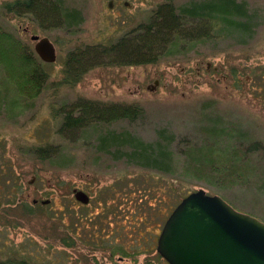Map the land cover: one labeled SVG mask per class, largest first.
<instances>
[{
	"label": "rangeland",
	"instance_id": "obj_1",
	"mask_svg": "<svg viewBox=\"0 0 264 264\" xmlns=\"http://www.w3.org/2000/svg\"><path fill=\"white\" fill-rule=\"evenodd\" d=\"M111 1L110 6L108 0H62L78 14L68 28L42 29L30 17L0 14L1 38L12 46L10 52H19H12L15 67L0 59V259L23 255L33 264H168L155 249L159 230L178 191L197 188L264 221L263 154L244 150L252 141L264 144V0H236L244 1L254 17L249 36L242 39L226 24H214L209 36L183 42L155 63L100 65L77 83H63L64 57L73 46L115 40L146 22L164 1L179 6L199 0ZM32 33L54 42V62L39 58ZM22 50L48 75L38 92L30 93L31 83L22 78L34 65H20ZM79 97L137 103L143 113L133 121L98 124L71 141L57 129L63 110ZM107 130H127L144 141L169 139L173 171L150 170L119 152L98 151L97 134ZM48 143L61 146L63 164L34 157L33 147ZM74 188L88 193V203L74 198ZM150 188L155 199H148ZM15 193L27 196L28 203L37 200L18 222L4 209L12 206ZM79 215L92 216L81 222L84 228L77 227ZM97 232L115 240L109 237L110 246L88 240Z\"/></svg>",
	"mask_w": 264,
	"mask_h": 264
},
{
	"label": "trees",
	"instance_id": "obj_2",
	"mask_svg": "<svg viewBox=\"0 0 264 264\" xmlns=\"http://www.w3.org/2000/svg\"><path fill=\"white\" fill-rule=\"evenodd\" d=\"M62 3V0H4L0 3V14L11 13L18 17H30L42 29L53 28L54 26L73 27L78 14L70 9H66ZM152 11L146 22H142L131 28V30L122 33L115 40L110 39V41L79 44L69 49L64 57L61 81L65 84L77 83L91 68L100 65L122 67L155 63L162 56L173 53L174 49L182 45L183 42L198 39V37L209 36L211 33L210 26H215L214 24H226V27L236 31L239 38L242 39L247 35L249 36L251 31L250 26L254 19L253 14L249 13L245 2H238L236 0H199L179 6H176L171 1H164L156 5ZM1 32V62L7 65L10 61L11 66L15 67L13 54L14 51L15 53L19 52L16 49L14 50V48L11 52L9 51L12 46L4 42L5 40L1 38L4 33ZM18 49L21 48L18 47ZM22 53L25 55L21 57L22 59L20 58V61H22L20 65L34 63V61H30L32 57L30 53L26 54L24 51ZM21 75L22 78H26L28 83H31L30 93L38 92L44 86L48 76L46 71H43L37 62L34 63L33 69L29 73L24 72ZM142 113V107L137 103L109 102L79 97V99L69 104L67 109L63 110L57 133L68 140L75 141L83 132L96 127L98 124L109 123L115 119L124 118L133 121L135 118L140 117ZM97 135L98 139L95 146L98 148V151L107 152L112 155H115V152H119V154L127 156L129 162L150 170L154 169L163 173L173 171V154L170 149L171 141L165 139L163 136H159L158 139L153 141H144L137 136L135 137L127 130L119 132L107 130L99 132ZM33 149L32 154L36 159H50L51 163L53 160H56L57 164H63L64 153L61 146L58 147L48 143L46 145H37ZM244 150H246L245 152L261 150L264 159V144L260 140L249 142ZM172 186L173 183L171 182L170 187ZM172 189L176 193V187L173 186ZM105 190L108 191L107 188ZM150 190L149 200L150 198H154L153 189H148L149 192ZM178 192L180 193L176 194L175 198L177 199L175 202L180 201L183 195L191 191ZM25 197L23 199L22 195L17 193L12 206H9V204L4 208L7 215L14 213L13 216L16 217L15 222H18L19 217H23L22 215L29 213L32 207L37 206L35 203H31V201L28 203L27 196ZM130 199L125 198L127 202ZM140 199L141 196L136 198L137 201ZM156 199L160 200L158 197ZM149 200H145V202L148 208H151L152 203ZM111 205L112 202L110 204L106 203V206H103L100 210L105 211V208H110L112 207ZM119 205L120 203H118ZM110 212L112 213L111 210ZM85 218L90 221L92 216L83 217L79 215L77 227L84 228L81 222ZM97 234L91 235V239L87 237L88 240L95 242L96 240H92L93 238L100 239L97 243L102 240L105 246H108V243L110 246L109 237L111 238V236L109 234L105 233L104 236L98 232ZM111 239L115 240L114 238ZM0 264L33 263L23 255H14L0 259Z\"/></svg>",
	"mask_w": 264,
	"mask_h": 264
},
{
	"label": "water",
	"instance_id": "obj_3",
	"mask_svg": "<svg viewBox=\"0 0 264 264\" xmlns=\"http://www.w3.org/2000/svg\"><path fill=\"white\" fill-rule=\"evenodd\" d=\"M30 39L41 60L55 61L50 38L32 33ZM72 191L77 201L88 203L86 191ZM164 220L155 249L168 264H264V221L217 194L197 188L183 195Z\"/></svg>",
	"mask_w": 264,
	"mask_h": 264
},
{
	"label": "flooded vegetation",
	"instance_id": "obj_4",
	"mask_svg": "<svg viewBox=\"0 0 264 264\" xmlns=\"http://www.w3.org/2000/svg\"><path fill=\"white\" fill-rule=\"evenodd\" d=\"M109 2H110V6L112 5V1L111 0H108ZM126 4H128L127 2H125ZM41 37V36H40ZM51 40V39H50ZM52 41V40H51ZM52 43H53V45H54V42L52 41ZM54 47H55V45H54ZM156 83H157V80H156ZM155 83V84H156Z\"/></svg>",
	"mask_w": 264,
	"mask_h": 264
}]
</instances>
